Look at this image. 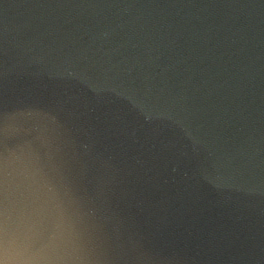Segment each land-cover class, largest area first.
<instances>
[{
  "label": "water",
  "instance_id": "1",
  "mask_svg": "<svg viewBox=\"0 0 264 264\" xmlns=\"http://www.w3.org/2000/svg\"><path fill=\"white\" fill-rule=\"evenodd\" d=\"M0 264H264V0H0Z\"/></svg>",
  "mask_w": 264,
  "mask_h": 264
}]
</instances>
